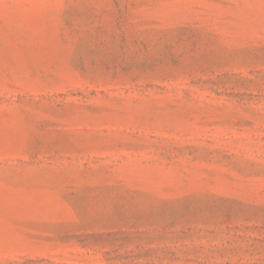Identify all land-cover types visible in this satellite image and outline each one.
<instances>
[{
    "label": "rangeland",
    "instance_id": "rangeland-1",
    "mask_svg": "<svg viewBox=\"0 0 264 264\" xmlns=\"http://www.w3.org/2000/svg\"><path fill=\"white\" fill-rule=\"evenodd\" d=\"M0 264H264V0H0Z\"/></svg>",
    "mask_w": 264,
    "mask_h": 264
}]
</instances>
